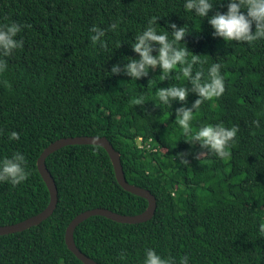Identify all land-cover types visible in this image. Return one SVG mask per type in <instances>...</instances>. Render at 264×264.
I'll return each mask as SVG.
<instances>
[{"label": "trees", "instance_id": "obj_1", "mask_svg": "<svg viewBox=\"0 0 264 264\" xmlns=\"http://www.w3.org/2000/svg\"><path fill=\"white\" fill-rule=\"evenodd\" d=\"M185 0H0V22H22V49L0 72V156L21 151L31 170L16 186L0 183V226L21 222L44 210L51 199L38 158L51 142L69 136H105L120 152L127 180L157 199L154 216L122 223L93 215L75 230V242L102 264H139L144 247L162 254H188L192 264H264V40L225 41L213 36L208 17L185 10ZM214 2L208 15L226 11ZM152 17L157 31L170 23L185 27L176 47H185L206 73L221 65L224 92L193 109V129L202 122L235 126L228 156L219 157L197 142H185L176 109L184 101L156 97L173 84L191 88L180 65L165 75L159 65L133 79L123 66L138 58L132 44ZM116 23L112 29L111 24ZM105 29L108 51L93 45L90 28ZM159 45L153 48L157 54ZM121 71L110 74L113 64ZM163 77V78H162ZM146 100L131 104L134 96ZM16 130L18 140L8 133ZM177 136L174 146L170 139ZM180 152L188 163H180ZM46 164L58 188L53 214L38 225L0 234V264H85L66 243L68 224L97 207L135 215L148 200L124 189L108 151L96 144H70L51 153ZM125 252L126 261L119 259Z\"/></svg>", "mask_w": 264, "mask_h": 264}, {"label": "clouds", "instance_id": "obj_2", "mask_svg": "<svg viewBox=\"0 0 264 264\" xmlns=\"http://www.w3.org/2000/svg\"><path fill=\"white\" fill-rule=\"evenodd\" d=\"M214 2L219 0H185V10H195L197 17H208V23L211 25L213 36L222 37L225 41L248 42L249 45L255 44L257 41L264 40V0H227L226 11H216L212 15H208L210 9L213 8ZM156 17H152L148 26L135 37L132 48L138 54V58H130L123 66L126 75L133 79H138L143 75H147L150 67L157 65L166 75L169 70L180 65V71L184 79L191 81V88L183 85L177 86L173 84L167 88H161L155 94L159 101L164 104L169 103V98H175L184 101L188 92L192 91L198 94V97L192 104L191 108L183 105L176 109L177 124L180 127V133L183 135L185 142L190 146L199 143L201 148H207L210 153H214L219 157L226 158L228 156V147L237 134L235 126H226L223 122L210 123L202 122L195 129L191 126L194 119L193 109H199L201 103L214 97H219L224 92V77L221 75L219 63H211L206 73L203 70H197L192 75L193 62L201 60L196 55H189L185 47H176V43L184 37L185 27H177L176 24L170 23L173 39H168V32L164 30L157 31L154 24ZM28 25L9 20L7 17L0 22V72H4L8 68L9 58L13 56L17 50L22 49L24 40L19 36L21 31ZM112 29L116 28V23L110 25ZM92 33L90 40L93 45L99 44L101 49L108 51L105 36V29L100 28L97 24H93L90 28ZM158 44L157 54L153 55V48ZM121 68L119 64H113L110 74L119 73ZM163 78V77H162ZM146 100L143 95L134 96L130 101L131 104H139ZM19 132L11 130L8 133V139L18 140ZM99 137H94L98 140ZM177 136L170 139L173 144ZM188 153L180 152V163L187 164L184 158ZM31 174L28 167L26 155L21 151H14L11 155L0 156V183H10L16 186L25 182ZM256 233L258 237H264V219L256 224ZM119 259L126 261L127 256L122 250L119 253ZM139 264H192L188 254L171 255L162 254L154 247H144L142 257Z\"/></svg>", "mask_w": 264, "mask_h": 264}, {"label": "water", "instance_id": "obj_3", "mask_svg": "<svg viewBox=\"0 0 264 264\" xmlns=\"http://www.w3.org/2000/svg\"><path fill=\"white\" fill-rule=\"evenodd\" d=\"M94 137H99V139L94 140ZM70 144H96L103 146L108 151L112 159V162L114 164L115 174L120 185L128 191L146 198L149 203L145 211L135 215L121 214L119 212H115L108 208H102V207L92 208L79 213L68 224L66 229V243L68 247L71 249V251L74 252L75 255L79 257L85 264H102L94 260L90 256H88L78 248L74 237L77 226L85 219L93 215H103L122 223H140L151 219L154 216L157 209V199L155 195L150 192V190L132 184L127 180L122 165L120 152H118L114 148L113 144L105 136L84 135V136L62 137L51 142L47 147H45L40 157L38 158V167L50 190L51 199L48 206L38 214L33 215L21 222L0 226V234L24 230L33 225H38L44 219L48 218L50 215L53 214L58 204V188L54 177L52 176L51 172L47 167L46 159L51 153Z\"/></svg>", "mask_w": 264, "mask_h": 264}, {"label": "bare ground", "instance_id": "obj_4", "mask_svg": "<svg viewBox=\"0 0 264 264\" xmlns=\"http://www.w3.org/2000/svg\"><path fill=\"white\" fill-rule=\"evenodd\" d=\"M103 216V215H102Z\"/></svg>", "mask_w": 264, "mask_h": 264}]
</instances>
